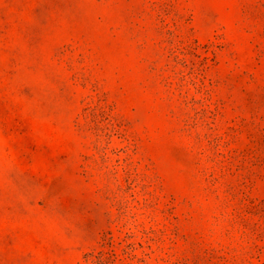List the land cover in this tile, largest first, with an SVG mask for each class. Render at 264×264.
<instances>
[{
  "label": "rangeland",
  "instance_id": "374dc122",
  "mask_svg": "<svg viewBox=\"0 0 264 264\" xmlns=\"http://www.w3.org/2000/svg\"><path fill=\"white\" fill-rule=\"evenodd\" d=\"M0 264H264V0H0Z\"/></svg>",
  "mask_w": 264,
  "mask_h": 264
}]
</instances>
